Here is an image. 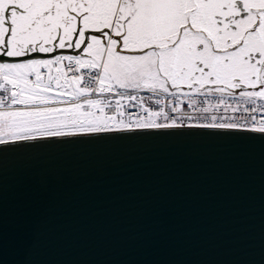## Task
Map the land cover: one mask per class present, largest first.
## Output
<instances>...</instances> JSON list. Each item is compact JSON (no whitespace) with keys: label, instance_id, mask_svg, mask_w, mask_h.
Listing matches in <instances>:
<instances>
[{"label":"snow or ice","instance_id":"6c2138e0","mask_svg":"<svg viewBox=\"0 0 264 264\" xmlns=\"http://www.w3.org/2000/svg\"><path fill=\"white\" fill-rule=\"evenodd\" d=\"M146 129L264 138V0H0V152Z\"/></svg>","mask_w":264,"mask_h":264},{"label":"water","instance_id":"95a60500","mask_svg":"<svg viewBox=\"0 0 264 264\" xmlns=\"http://www.w3.org/2000/svg\"><path fill=\"white\" fill-rule=\"evenodd\" d=\"M171 131L0 152V264H264V138Z\"/></svg>","mask_w":264,"mask_h":264},{"label":"built area","instance_id":"2783aa9c","mask_svg":"<svg viewBox=\"0 0 264 264\" xmlns=\"http://www.w3.org/2000/svg\"><path fill=\"white\" fill-rule=\"evenodd\" d=\"M140 95H142V96L145 97V104H146V105H149V104H150V105H152L153 107H156V105H155L154 102H153L155 98H153V100H149V99H148V97L151 96V93H148V92L144 91V92H141ZM237 95H238V93H237ZM203 99H204V97H198V98H197L198 103H199V101H201V100H203ZM211 99L213 100V102H215V100L217 99V97H212ZM226 99H228L229 102H233V101H232V98H226ZM184 107H185V110H186V111H189L190 114L193 115V116H197V117H199V116H201V115H204V116H210V115H211V113L201 114V113H198V112H193V111H191L190 109H187L186 104H185ZM128 111L133 112V113H136V112L139 111V109L131 108V109H128ZM216 114H217V115L224 114V113H223V108H221V109H220V112H219V113H216ZM231 114H232V113L229 112V113H227V114H225V115H231ZM237 115H239V114H237Z\"/></svg>","mask_w":264,"mask_h":264},{"label":"flooded vegetation","instance_id":"af4514ba","mask_svg":"<svg viewBox=\"0 0 264 264\" xmlns=\"http://www.w3.org/2000/svg\"><path fill=\"white\" fill-rule=\"evenodd\" d=\"M82 50V49H81ZM76 50H73V49H57V52L55 53H51V54H48V57L47 58H52L54 57L56 54H60V55H72L75 53ZM123 51V50H121ZM81 55H83V52L80 53ZM41 55H44V54H41ZM184 90H187L186 88ZM237 92H239V90H237Z\"/></svg>","mask_w":264,"mask_h":264},{"label":"rangeland","instance_id":"374dc122","mask_svg":"<svg viewBox=\"0 0 264 264\" xmlns=\"http://www.w3.org/2000/svg\"><path fill=\"white\" fill-rule=\"evenodd\" d=\"M52 58H53V57H52ZM53 71H55V69H54Z\"/></svg>","mask_w":264,"mask_h":264}]
</instances>
